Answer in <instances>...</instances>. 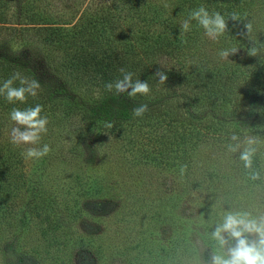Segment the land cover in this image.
<instances>
[{
  "label": "rangeland",
  "instance_id": "obj_1",
  "mask_svg": "<svg viewBox=\"0 0 264 264\" xmlns=\"http://www.w3.org/2000/svg\"><path fill=\"white\" fill-rule=\"evenodd\" d=\"M24 2L48 22L70 29L90 15L94 18L97 9L111 12L108 38L126 57L130 47H136L134 61L148 52L150 60L145 62H152L150 80H158L157 90L170 86L171 75L210 69L224 78L234 73L239 80L264 64V50L249 54L253 46L264 45V0H0V18L13 22ZM199 4L224 17L219 37L206 36L195 22L189 32H181L180 22ZM5 32L0 26V40L7 37ZM88 32L95 49L90 25ZM37 42L31 50L44 63L45 45ZM157 48L162 51L154 53ZM222 49L227 55L219 54ZM171 50L174 55L167 54ZM71 52L66 48L67 55ZM158 73L165 74L163 81ZM154 87L149 86L147 97L155 94ZM44 115L47 132L40 142L16 143L25 176L22 186L16 183L9 190L14 198L9 210L0 211V264H11L13 255L20 253L31 254L34 264H211V232L225 211L264 214V135L254 130L238 141L241 147L248 137L258 141L254 154L261 176L252 182L243 172L241 149L229 150L237 142L212 133L208 125L198 129L184 123L182 130L178 122L173 125L157 116L97 132L82 126L80 114ZM12 127L24 129L12 123L2 137L10 138ZM178 130L181 138H188L184 150L176 140H165ZM41 144L49 147L46 155H24ZM48 196L52 200L45 215L44 210L39 215L31 211L33 202L46 203ZM101 202L105 208H100ZM16 211L26 215L27 223L17 222ZM222 235L225 250L234 246V238ZM94 247L102 253L101 260L95 259Z\"/></svg>",
  "mask_w": 264,
  "mask_h": 264
},
{
  "label": "trees",
  "instance_id": "obj_2",
  "mask_svg": "<svg viewBox=\"0 0 264 264\" xmlns=\"http://www.w3.org/2000/svg\"><path fill=\"white\" fill-rule=\"evenodd\" d=\"M24 3L16 11L13 22L5 19L4 15L0 18V26L7 35L0 40V80L8 78L13 72H20L37 80L40 89L36 97H28L24 104H10L0 98V211L9 210L7 205H12L14 199H11L9 190L16 183L22 186L21 177L25 176L19 169V162L23 157L18 150L20 147L12 143L11 137H2V133L9 130V125L15 124L9 119V112L13 107L24 108L39 103L42 105L43 115L51 111L80 114L82 126L97 132L133 126L132 124L162 116L168 118V122L173 125V122H178L182 130L186 127L184 123L198 129L208 125L212 133L220 134L221 138L233 140L232 137L235 136L234 141L237 143L251 130L255 134L264 135V64L251 73L243 74L239 80L234 79V73L225 75L224 78L210 69L197 70L186 76L171 75L170 86L165 91L157 90V82L154 81L158 80H150L152 62H145L150 60L148 52H142L141 60L134 61L136 47L131 46L126 57V53L121 52L108 38L110 34L107 29L113 30L111 12L97 9L94 18L90 15L76 29H70L48 22V19L29 8L30 3ZM5 22L9 24L4 25ZM88 25L95 31V49L90 47L93 38L89 36ZM35 40L42 46L45 45L41 57L46 60L44 63L31 50ZM66 48L72 50L70 56L66 54ZM159 50L161 48L155 49L154 53ZM167 54L174 55V52L171 50ZM121 70L131 72L133 80L137 78L147 82L151 88L155 86V94L149 97L140 93L130 96V88L124 92L107 88L106 84L122 79ZM141 106L145 109L143 113L134 115V109ZM179 131L176 134L173 131L165 140H176L178 148L184 150L182 146L188 138H181L183 133L180 134ZM191 139L192 137L190 141ZM260 169V162L254 154L251 167L244 166L243 172L253 182L260 180ZM49 200H52L49 196L46 203H43V199L36 200L31 211L39 215L44 210L45 215ZM98 205L102 209L105 204L101 202ZM15 214L20 225L27 223L25 214L21 215L20 211ZM2 250L4 253L7 249ZM94 256L96 260L102 258V253L95 247ZM13 257L11 264L35 263V258L29 253L15 254Z\"/></svg>",
  "mask_w": 264,
  "mask_h": 264
},
{
  "label": "clouds",
  "instance_id": "obj_3",
  "mask_svg": "<svg viewBox=\"0 0 264 264\" xmlns=\"http://www.w3.org/2000/svg\"><path fill=\"white\" fill-rule=\"evenodd\" d=\"M195 26L203 29L206 36L211 38L219 37L225 29L224 17L216 12L210 11L203 4L188 10L186 16L180 22L181 32H189ZM250 29V26H249ZM233 51L235 49H232ZM264 50V45L259 48L253 46L249 49L250 55H255L258 51ZM227 49L220 51L221 56L227 55ZM122 72V79H116L114 83L106 84L109 89L115 88L118 92H124L130 88L128 95L136 93L147 94L150 89L147 82L133 80L131 72ZM160 80L165 79L164 73H158ZM40 84L37 80L22 75L20 72H13L8 78L0 80V98L10 104H24L28 97H36ZM144 106L134 109V115H141ZM9 119L16 125L24 126L12 127L10 131L12 143L37 144L41 140L42 134L47 132L48 117L42 114V105L36 103L34 106L24 108L13 107L9 112ZM236 139L235 136L232 137ZM241 143L229 145L230 151H240V159L246 168H250L252 157L256 152L258 141L253 137H248ZM49 147L41 144L39 148L30 147L24 155L28 158L38 159L47 154ZM255 177V174H253ZM254 234V239H248L244 234ZM228 237L235 239L234 246L225 250ZM211 239L215 241L214 253L211 264H264V214L252 215L246 211H225L214 230L211 232Z\"/></svg>",
  "mask_w": 264,
  "mask_h": 264
}]
</instances>
